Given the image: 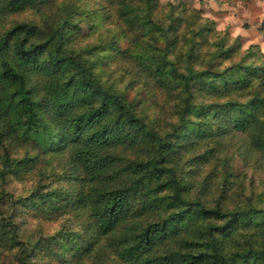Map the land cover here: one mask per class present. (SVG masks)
Wrapping results in <instances>:
<instances>
[{"label":"trees","instance_id":"obj_1","mask_svg":"<svg viewBox=\"0 0 264 264\" xmlns=\"http://www.w3.org/2000/svg\"><path fill=\"white\" fill-rule=\"evenodd\" d=\"M158 6L0 0V24L51 10L42 25L0 26V250L12 253L1 264H264V193L245 195L217 155L244 147L264 170V54L199 10L170 4L162 22ZM113 61L153 99L166 92L171 116L103 82ZM212 159L222 180L214 165L192 183L190 167ZM27 214L61 222L29 234Z\"/></svg>","mask_w":264,"mask_h":264},{"label":"rangeland","instance_id":"obj_2","mask_svg":"<svg viewBox=\"0 0 264 264\" xmlns=\"http://www.w3.org/2000/svg\"><path fill=\"white\" fill-rule=\"evenodd\" d=\"M158 3L159 6L156 12L162 22L169 17L170 4H174L178 12H181L183 5H185L189 11L199 10L202 18L212 22L216 31L225 32L230 40L238 38L242 51L255 46L264 54V17L259 21L256 19V14L259 11H264V0H158ZM50 13L51 10L44 7L40 11L27 9L19 14H8L2 19L0 26L8 27L14 21L21 19H32L42 25L50 17ZM78 26L81 27L83 34L88 30V26L85 24H78ZM186 29L187 25L183 26L182 23L177 33L185 34ZM125 46L126 41L121 40V47ZM98 68L103 82L111 84L119 90H125L130 98L139 96L146 99L148 103L145 110L151 116L155 115L157 119L159 117V121L162 122L171 116V114H168L170 101L166 98V92L158 93L157 96H153V99L150 94L142 89L139 83L136 85L131 83L130 76L121 70V65L117 62H107ZM223 150L224 152H220L217 155L221 158L229 159V172L233 176L231 180L236 176L235 179L243 187L245 195L249 196L254 193V195L261 196L264 193V170L258 168L255 163L247 159L244 147L225 145ZM200 151L201 148L198 149V152ZM190 157L191 154L189 153L182 154L181 164H184ZM214 165H217L216 174L218 175L215 182H220L225 175L226 164L221 165L219 159L218 162L213 159L208 162L203 160L198 162L196 166L190 167V171L195 170L196 174L188 177V179L193 180L192 183L194 184L202 183V179L208 174L209 170L213 169ZM14 181H16L13 183L15 190L21 189V185L27 183ZM254 195H251V197ZM31 216L29 214L25 215V223L22 224L24 230L29 234L53 232L61 222V220H42ZM11 254L9 251L0 250V264L4 261L9 262L12 257ZM65 264L75 263L68 262ZM78 264L91 263L84 261Z\"/></svg>","mask_w":264,"mask_h":264},{"label":"crops","instance_id":"obj_3","mask_svg":"<svg viewBox=\"0 0 264 264\" xmlns=\"http://www.w3.org/2000/svg\"><path fill=\"white\" fill-rule=\"evenodd\" d=\"M256 15H257L256 19L259 21L264 17V11H259Z\"/></svg>","mask_w":264,"mask_h":264}]
</instances>
